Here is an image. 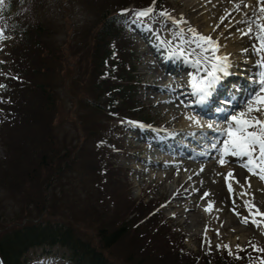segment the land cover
Masks as SVG:
<instances>
[{
    "label": "rangeland",
    "instance_id": "1",
    "mask_svg": "<svg viewBox=\"0 0 264 264\" xmlns=\"http://www.w3.org/2000/svg\"><path fill=\"white\" fill-rule=\"evenodd\" d=\"M223 1L232 7L240 3V0ZM244 3L255 6L256 0H244ZM125 4L127 6H123ZM203 5L202 0H159L151 17L138 20L132 10L153 6V0H4L0 8V32L4 35L0 40V85L5 86L0 88V236L28 223H52L71 228L83 241L101 248L100 229L111 233L123 227L126 235L122 240L102 250L113 264H205L220 256L229 262L232 255L224 245L245 264H258L259 259H264V253L254 251L249 243L264 248V217L255 214L256 205L251 216L245 203V211H242L238 196L230 193L227 186L223 193L229 206L215 203L211 214L204 211L203 189L197 194L200 198L192 196L196 180L188 183V195L195 203L196 213L174 216L176 209L169 204L178 190L177 180L192 179L191 168L197 162H204L203 166L214 171L212 178L216 183L232 178L225 179L230 171H238L243 177L247 172L241 166L244 161H229L225 157L227 162L220 165L218 152L194 160L181 155L182 151L205 152L206 147L211 148V142L220 138L206 127L187 125L186 116H195L202 124L223 126L226 117L245 107L227 110L228 107L220 105L226 110L222 118L202 116V110L209 109L210 105L192 109L198 97L182 93L185 90L182 87L193 72L186 76L183 70L177 71L175 66V72L167 70L157 61L155 54L163 55L157 51V44L179 52L175 43H181L179 38L175 39V34L188 25L187 32L195 28L203 35L218 39L223 47L217 55H227L234 65L229 69L233 71L231 77L239 78L236 73L242 76L241 71L235 72L238 69L235 65L245 63V59L238 49L231 48L234 40L224 36L226 23L221 24L214 14L204 17ZM127 7L130 11L125 15L124 38L130 40L133 51L135 71L131 80L136 103L132 104L136 106V113L107 116L104 110L107 96L94 91L93 58L83 46L90 48L94 43L99 12L115 14ZM162 10L170 13L172 19L160 16L158 13ZM243 12L248 14V19L254 18L251 8L241 5L240 13L244 15ZM182 19L187 23L180 26L173 22ZM16 22L20 23L19 32L14 29ZM158 22L163 25L171 22L170 33L165 32L167 29L158 31ZM34 25L39 32L30 35L32 42L27 46L28 41L21 31ZM151 34H155L154 41L148 39ZM183 36L188 39L184 30ZM247 38V58H253L257 66L251 77L258 80L264 71L261 65L264 54L258 56L253 50L257 41L252 35ZM49 39L59 42L57 61L48 58L45 48L34 46L36 42L43 44ZM115 45L122 47V42L117 41ZM125 46L127 49V42ZM182 46L186 52L195 47L194 44H189V48ZM125 60L129 63L126 53ZM44 64L49 65L48 69L38 75L37 68ZM161 76L163 80H159ZM165 84L176 87L174 99L178 98L179 102L162 90V93H153ZM258 89L259 84L253 92ZM245 94L242 91V95ZM157 104L159 108L155 107ZM98 105L100 107H96ZM94 121L103 126L97 133L91 127ZM141 121L150 126L138 124ZM197 128L204 129V135H195ZM170 130L175 132L169 133ZM180 130L182 135L190 132L193 140L177 135ZM172 134H176L175 137ZM169 136L175 140L173 145L170 142L166 146L162 140L166 141ZM101 138L104 143L99 141ZM100 146L106 148L98 151ZM151 161L164 165L162 172L154 169ZM249 176L254 190L249 205L252 201L264 202V182L255 175ZM178 197L174 204H181V210L188 211ZM233 207L241 215H236ZM259 211L264 213V208ZM241 216L248 217L249 223L240 222ZM252 219L259 227L251 223ZM237 245L244 251H237ZM63 252L57 246L37 249V255L49 254L37 257L31 264H67L62 258Z\"/></svg>",
    "mask_w": 264,
    "mask_h": 264
},
{
    "label": "trees",
    "instance_id": "2",
    "mask_svg": "<svg viewBox=\"0 0 264 264\" xmlns=\"http://www.w3.org/2000/svg\"><path fill=\"white\" fill-rule=\"evenodd\" d=\"M157 3H159V0H157ZM123 6H127V4ZM124 9H128V7L118 10L115 14L99 12L97 15L99 28L93 37L94 43L90 48L89 45L83 46L90 53V57L93 58V73L91 75V80L93 81V85L96 86L94 91L107 96V102L104 106L107 116L136 113V106L132 104L136 103V92L131 80V75H133L135 68L132 64L133 51L131 49L130 40L128 41V39L124 38L126 14L121 15ZM19 28L20 23L16 22L14 25L15 31L19 32ZM38 30L39 28L34 25L31 27L26 26V29L21 31H24V38L28 41L27 46L31 45L32 42L30 35H34V33L38 34ZM51 37L52 35L48 38ZM117 41L122 42V47L115 45ZM125 42H127V49ZM58 43V40L54 42L49 39L47 43L39 44L36 42L34 46L35 48H45L48 58L50 56L52 60L57 61L56 57L60 49L58 48ZM125 53L129 63H126ZM47 66L49 65L44 64L38 67L36 73L39 75L45 72L46 69H48ZM39 88L41 92H43V88ZM130 105L133 106V109H129ZM96 107H100V105ZM91 127L95 130V133L103 128L98 121H94ZM99 141L104 143L102 138ZM104 148L106 147L100 146L97 150L101 151ZM146 224L148 225L149 222ZM160 231L161 228L156 230V232L154 231L153 234L156 235V233ZM125 235L126 231L123 227H119L111 233H107L103 229H100L98 236L102 247L97 248L92 246L89 242L83 241L76 236L71 228L66 226L52 223H28L19 229H14L0 236V264H31L33 260L38 259L37 257L49 254L37 255V249L46 247L53 248L56 246L64 250L62 258L67 264H113L106 255L103 254L102 250L113 247L120 242ZM146 251L152 250L147 249ZM236 255L238 254L230 256L229 258H231V260L229 262H225L223 256H220L205 264H240L239 261L243 263L241 258H235Z\"/></svg>",
    "mask_w": 264,
    "mask_h": 264
},
{
    "label": "snow or ice",
    "instance_id": "3",
    "mask_svg": "<svg viewBox=\"0 0 264 264\" xmlns=\"http://www.w3.org/2000/svg\"><path fill=\"white\" fill-rule=\"evenodd\" d=\"M156 0H153V6L141 10H132L133 15L136 19H143L145 17H151V15L156 11L154 5ZM4 5V0H0V8ZM241 5L244 8L252 9V17L248 20H241L240 23H245L247 25L246 30L240 29L241 35H252L257 44L253 45V50L259 56L264 54V0H256V5H248L244 3V0H240V3L235 4L234 8L236 11L241 10ZM130 10L124 9L121 12V15H125ZM162 17H167L172 19L170 13L166 10H162L158 13ZM231 13L222 16L220 18V23L223 24L224 21L230 16ZM247 16V13H244ZM174 23L179 24L181 21H173ZM187 23L186 21H182ZM218 24L216 27L218 28ZM188 31L192 34L191 40H186L183 36V29L175 34L176 38H179L181 45L178 46L179 54L193 58L191 63L196 69L195 74H190V87L192 88L193 94L198 97V103H205L207 99L212 95L217 84L221 81L222 76L229 74V69L231 63L227 55L219 53L220 48L223 47L219 43L218 39H213L211 35H203L197 32L195 29L189 28ZM215 31V29H213ZM4 39V35L0 32V40ZM194 44L195 47L186 52L183 48V44ZM170 44V42H169ZM197 49L199 50L197 52ZM243 51H247L244 49ZM261 65L264 66V60L261 61ZM201 71L204 73L200 75ZM259 84V89L254 91L248 101H246L244 109L241 111L230 114L225 118L223 126L219 123H207L202 124L200 120L196 119L195 116H186L185 118L190 120L197 127H206L209 130H214L218 132L220 136L225 137V139L216 140L211 142L210 147L216 150L219 153L218 163L224 165L227 161L225 157L231 156L239 158L244 161L242 167H244L251 175H255L261 182H264V71L259 74V79L256 81ZM5 87L0 85V88ZM220 147H217V145ZM246 158V159H245ZM204 171V169H201ZM229 177L234 179L233 173L230 171L225 179ZM249 178L246 177V187L247 189L251 188V184L248 183ZM239 184V181H236ZM242 189L245 188V185H240ZM229 192H233V187L231 183L228 184ZM239 195L243 198L244 196L251 195L250 191H241ZM211 196V193L204 192L201 196V199H206ZM235 205V201H233ZM245 207L248 209L250 216L253 215L252 208L255 207L254 204L249 205L248 201H245ZM215 208V202L208 200L204 211L211 214V211ZM219 211V209H216ZM233 212L236 215H240L233 207ZM256 215L264 217V213H261L259 209H256ZM242 223L248 224L249 218L244 217L241 220ZM251 223L257 227L259 224L255 219H252ZM234 231V229H233ZM219 234V232H218ZM264 234V233H262ZM238 239V237H237ZM250 246L254 251L264 253V248H258L255 244L251 242ZM229 255H235L232 253L231 248L227 245H224ZM237 251H244L240 248L239 245L236 246ZM235 258L240 259L238 255ZM258 264H264V259H259Z\"/></svg>",
    "mask_w": 264,
    "mask_h": 264
},
{
    "label": "bare ground",
    "instance_id": "4",
    "mask_svg": "<svg viewBox=\"0 0 264 264\" xmlns=\"http://www.w3.org/2000/svg\"><path fill=\"white\" fill-rule=\"evenodd\" d=\"M202 3L204 4L203 7H202V9L205 10V14H206V16H204V17H209V15L211 16L212 14H214L215 16H217L220 19L222 16L227 15V13H231V15L228 16V18L224 21V23H226V27H227L224 36H226V38L229 39V40H234L230 44L231 48L238 49L240 51V53H241V56L245 59V63H243V64H240L239 63V64L235 65V67L238 68V69H235V70H237L238 73H239V71H241V70H243V68H245V71L246 72H248L250 74L251 73H254V68L256 67L254 65V62L255 61L254 62L252 61L253 58L252 59L247 58V57H249V55H248V52L249 51L248 50L247 51H243L244 49H247L248 48L247 47L248 46V38L247 37L249 35H247V36L241 35V32L238 31L240 29H243L244 26L246 25L245 23H240L239 21H241V20H245L246 21V20H248V17H246L243 14H241L240 11L233 10L234 7L230 6L228 3H224L223 0H202ZM191 6L192 5L190 4V6H189L190 9L192 8ZM181 21H184V19H182ZM158 23L160 25V28L158 29V31H160L161 29H167V31H165V32L167 34L170 33V29L172 28V23L171 22L165 23L164 25L162 24V22H158ZM181 23L183 24L184 22H180L178 25L181 26L182 25ZM187 26L186 27L184 26L183 27V30H184L185 35L188 37L187 40H189V38H191L192 34L190 32H187ZM245 30H246V28H245ZM154 35L155 34H151L148 39L154 41L153 40ZM175 39H177V38L175 37ZM180 43H181V41H180ZM175 45L177 47L180 46L179 45V42H176ZM183 45L185 47H187V48L190 47L189 44H187V43L186 44H183ZM157 46L159 47L157 49V51L163 53V55H161V56L155 54V56L157 58V61H159V63H162L163 65H165L166 68H167V70L175 71L174 68H173V66H175L176 68H178L177 71L178 70H183L184 71L183 73H185L186 76H189L188 75V72H193L192 74H195L196 73V69L193 67L191 61H189L187 58H184L182 55L179 54V52H175L173 50H169V47L166 46V45H163V44H159L158 43ZM179 57L182 60L181 59L179 60ZM174 62H175V65H172ZM231 65L234 67V65L232 64V62H231ZM203 74L204 73L201 71L200 75H203ZM229 78L230 77L222 76L221 81L217 84V86H216L215 90L213 91L212 95L207 100H209L210 98H212V99L213 98H216V97L221 96V95H226L228 100L224 101L225 104H227V105L228 104H231L230 103L231 100L238 101V102L241 103L242 102V98L244 96H246L247 93L245 95H242V92H239V93L236 94L237 90L240 89L239 86H237V85H234L233 88H231V90L228 89L229 87L226 88V85H227V82H228V79ZM239 78H240V75H239ZM163 79H164L163 76H161L159 78V80H163ZM189 81H190V76H189V79H187V81L185 82L184 86L182 87V88L185 89L182 93H184V94L186 93L187 95H192L193 98H196L197 96L193 94L192 88H190L188 90V88L190 87ZM167 86L168 85L165 84L163 87H157V89L154 90L153 93L166 92V94L172 95L174 101H176V102L178 101L179 102V99L178 98L174 99V97L176 96V87H174V85L171 86V87H170V85L168 87ZM249 86L251 87V84H249ZM234 88H236V89H234ZM160 90H162V92ZM235 94L238 95V96H240V97H237L235 99ZM220 104L223 105L222 103H220ZM155 107L156 108H159L160 107V104H157ZM192 109H198V106H197L196 102L194 103ZM217 115H220V114H217ZM186 124L187 125H193V123L190 120H188V119H186ZM174 132L175 131H172V130L169 131V133H174ZM203 132H204V129H198V128L196 129V134L197 135H201V134L204 135ZM176 133H177V135H181L182 137H190L189 136L190 135V132H186V133H188L187 135H182L183 132L181 130H180V132H176ZM175 135L176 134H172V136H174V137H175ZM172 136H169L168 138H165L167 140L166 141L162 140V142H165L166 143V146L170 142L173 145V137ZM219 136L220 135L218 134V137ZM218 139L222 141L223 140V136H220V138H218ZM178 147L179 146H177L176 148H178ZM217 147H220V145L218 144ZM165 148H167V147H165ZM167 149H169V148H167ZM206 149L207 150L205 152L199 151L196 155L192 156L191 158L192 159L208 158L207 157V154L208 153L210 154L213 151L214 152H217L216 150H214L212 148H209V147H206ZM189 155L190 154H188V156ZM227 158L229 159V161H243V160H241L239 158H235V157H231V156H228ZM203 163L204 162H202V163L201 162H197V164H194L193 168H191L192 169V172L191 173L194 174V176L192 177V179H191V177H188V179L186 181H181L180 182L179 180H177V184H178V188L177 189L178 190L176 189L177 191H176L174 197L169 200V204L172 205L174 209H176V212H175L174 216H181V217L184 216L185 217L187 213L188 214L189 213H192V214L196 213V208L194 206L195 203L193 201H190V198H189V195H188V193H190V190H189V187H188V183H190V182H192L194 180H196V183L194 184L195 194L192 195V196H194L196 198H198V197L200 198V196H197V194H199L200 192H202V189H203L202 194L205 191H210L211 196L208 197V198H206V199H203V201L205 202L204 204H206L208 200H211V201H214L215 203H220V204L223 203L227 207L229 205H227L228 203L226 204L223 190H224V186H227L228 187V184L231 183V185L233 187V190H234L233 193L236 194V196H238V199L240 200L241 210L242 211H245V209L243 207L245 201L252 200L253 196L247 195V196H244L242 198L239 195V193L241 191H250V193H252L254 191L252 189V187L250 189H247V187H246L245 178L248 177L249 178L248 183H250V181L252 180V178L249 175H251V174L248 171L247 172L245 171L244 172L245 173V176L244 177L240 173L242 175V177H241V175L238 174V171H235V172H233V176H234L235 179L229 178L227 181H225V183H221V181H220V183H216L215 181H213V178H212L213 175H214V171H212V169L207 168V166H203ZM150 164H153L154 167H156L154 169L159 170V172H162V170H163L162 167L164 165L159 164V163H156V162H153V161H151ZM201 169H204V171H201ZM203 173H204V176H201V174H203ZM236 181H239L240 183L237 184ZM221 185H223V186H221ZM240 185H245V188L242 189L240 187ZM182 193H185V195L182 198H179L178 196L181 195ZM227 193H228V191H227ZM177 197H178V200L181 201L180 203L186 204V208H187L188 211L185 212V211L181 210L182 209L181 208V204H180V206L174 204V202L177 200ZM229 202H230V200H229ZM255 202L252 201V203L254 205H256L259 209L264 208V202H261V200H257V203H255ZM169 204L166 205V206H169ZM184 204H182V205H184ZM242 217L243 216H241V218ZM185 222H187V219L185 220ZM239 232H241V230H239Z\"/></svg>",
    "mask_w": 264,
    "mask_h": 264
}]
</instances>
